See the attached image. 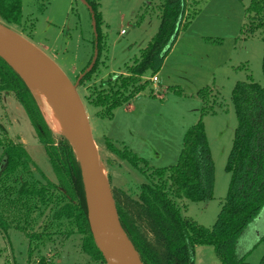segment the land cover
Segmentation results:
<instances>
[{
  "label": "rangeland",
  "instance_id": "rangeland-1",
  "mask_svg": "<svg viewBox=\"0 0 264 264\" xmlns=\"http://www.w3.org/2000/svg\"><path fill=\"white\" fill-rule=\"evenodd\" d=\"M187 1L190 17L154 76L157 81L153 82L150 72L147 73L144 80H149L148 86L114 109L111 118L98 116L102 109L92 107L88 97L102 81L123 74L155 36L160 0H21L20 27L1 20L0 23L42 52L75 85L87 68L82 70L94 58V21L90 6L97 4L95 11L100 16L98 27L103 37L98 70L89 80L81 81L83 85L76 92L110 188L120 189L136 199L139 186L147 179L111 152L106 143L116 150L131 152L150 169H165L176 165L184 134L200 122L213 163L212 198L204 203L183 200L178 205L182 217L210 229L230 183L226 165L237 127L232 91L238 83L249 80L264 88V42L261 31L242 35L251 0ZM29 90L52 133L53 145L60 151L62 139L67 141L66 133L50 128L40 97L30 87ZM0 125L13 141L24 147L37 169L51 183H57L45 150L12 93L0 92ZM2 161L0 149V168ZM255 224L252 233L263 236L264 208ZM81 243V236L57 237L42 247L40 254L51 264H104L84 255ZM27 250L28 240L22 233L13 229L0 231V264H27ZM263 255L264 241L244 262L259 264ZM193 264L221 262L212 246H200L195 248Z\"/></svg>",
  "mask_w": 264,
  "mask_h": 264
},
{
  "label": "trees",
  "instance_id": "trees-1",
  "mask_svg": "<svg viewBox=\"0 0 264 264\" xmlns=\"http://www.w3.org/2000/svg\"><path fill=\"white\" fill-rule=\"evenodd\" d=\"M160 1L158 30L139 57L123 74L108 78L92 89L88 100L92 107L102 109L98 116L111 118L114 109L148 86L149 80H144L145 76L150 72V78H153L160 71L181 27L190 17L187 0ZM90 7L97 57L92 69L80 80V86L83 85L81 81L89 80L98 70L103 39L98 27L100 16L95 11L97 4ZM0 20L20 27L21 0H0ZM257 31H261L264 42V0H251L242 35L251 36ZM262 68L264 75V57ZM0 92L12 93L23 107L57 181L51 183L37 169L24 147L13 141L0 125L3 160L0 168V231L5 233L13 229L27 238V264H51L40 254V249L57 237L72 236H81L84 255L104 263L90 233L75 154L62 137L60 151L55 148L52 133L29 88L2 58ZM231 99L237 127L226 165L230 183L216 222L210 229L182 217L178 205L183 200L204 203L212 198L213 163L202 123L187 130L176 165L165 169H150L131 152L116 150L106 143L111 152L147 179L139 186L136 199L120 189L111 188L120 225L142 264H193L195 248L200 246H212L221 264H246L247 255L264 241V235L258 240L255 232L252 233L264 208V88L252 80L240 82L232 91ZM259 264H264V255Z\"/></svg>",
  "mask_w": 264,
  "mask_h": 264
},
{
  "label": "water",
  "instance_id": "water-1",
  "mask_svg": "<svg viewBox=\"0 0 264 264\" xmlns=\"http://www.w3.org/2000/svg\"><path fill=\"white\" fill-rule=\"evenodd\" d=\"M1 47L15 51L19 55L38 64L70 110L75 125L74 136L71 137L66 134L65 137L79 165L90 233L104 263L120 264L115 249L118 245L127 243L135 253L138 263L142 264L137 252L120 225L111 188L104 175L96 145L91 136L88 118L76 92L82 77L92 69L97 57V51L95 50L91 65L77 79L75 85H72L48 57L2 23H0ZM0 58L22 79L20 74L2 54H0Z\"/></svg>",
  "mask_w": 264,
  "mask_h": 264
},
{
  "label": "bare ground",
  "instance_id": "bare-ground-1",
  "mask_svg": "<svg viewBox=\"0 0 264 264\" xmlns=\"http://www.w3.org/2000/svg\"><path fill=\"white\" fill-rule=\"evenodd\" d=\"M2 54L20 74L28 88L40 97L45 119L51 129L74 136L75 125L70 110L42 68L34 61L6 48H0ZM36 96V97H37ZM115 253L120 264H139L135 253L127 243L116 247Z\"/></svg>",
  "mask_w": 264,
  "mask_h": 264
},
{
  "label": "built area",
  "instance_id": "built-area-1",
  "mask_svg": "<svg viewBox=\"0 0 264 264\" xmlns=\"http://www.w3.org/2000/svg\"><path fill=\"white\" fill-rule=\"evenodd\" d=\"M152 81H153V82H156V81H157L156 77H153V78H152Z\"/></svg>",
  "mask_w": 264,
  "mask_h": 264
},
{
  "label": "crops",
  "instance_id": "crops-1",
  "mask_svg": "<svg viewBox=\"0 0 264 264\" xmlns=\"http://www.w3.org/2000/svg\"><path fill=\"white\" fill-rule=\"evenodd\" d=\"M257 238L259 239L260 237L258 236Z\"/></svg>",
  "mask_w": 264,
  "mask_h": 264
}]
</instances>
